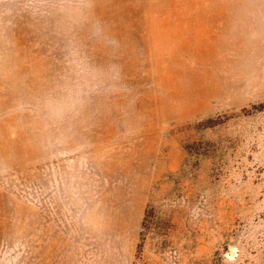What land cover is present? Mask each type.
Here are the masks:
<instances>
[{
	"label": "rangeland",
	"instance_id": "rangeland-1",
	"mask_svg": "<svg viewBox=\"0 0 264 264\" xmlns=\"http://www.w3.org/2000/svg\"><path fill=\"white\" fill-rule=\"evenodd\" d=\"M215 1L0 0V264H264V0Z\"/></svg>",
	"mask_w": 264,
	"mask_h": 264
},
{
	"label": "crops",
	"instance_id": "crops-1",
	"mask_svg": "<svg viewBox=\"0 0 264 264\" xmlns=\"http://www.w3.org/2000/svg\"><path fill=\"white\" fill-rule=\"evenodd\" d=\"M218 1H220L221 3H222V1L221 0H218ZM218 1H215V8L217 9V13H218V15L220 16V15H223V14H225V12L223 13V11L222 10H220V8H224V9H226V8H230V9H237L238 7H243V6H236V5H233V4H227V5H223V6H221V5H219L218 4ZM226 2H229V0H225ZM199 6V5H198ZM197 6V7H198ZM246 7V10L248 9V6H245ZM245 7H243V8H245ZM253 7V6H252ZM252 7H250V8H252ZM215 9V10H216ZM264 7L262 8V15H264ZM225 11V10H224ZM246 13V15H248V14H253V11L252 12H248V11H246L245 12ZM169 38H176V37H173V36H171V37H169Z\"/></svg>",
	"mask_w": 264,
	"mask_h": 264
}]
</instances>
